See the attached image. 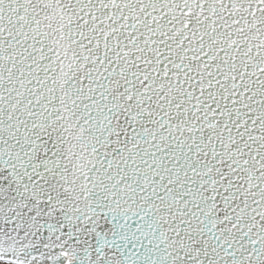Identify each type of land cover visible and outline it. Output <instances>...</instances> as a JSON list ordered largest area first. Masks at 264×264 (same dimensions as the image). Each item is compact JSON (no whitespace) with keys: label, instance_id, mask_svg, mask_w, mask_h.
Here are the masks:
<instances>
[{"label":"snow or ice","instance_id":"snow-or-ice-1","mask_svg":"<svg viewBox=\"0 0 264 264\" xmlns=\"http://www.w3.org/2000/svg\"><path fill=\"white\" fill-rule=\"evenodd\" d=\"M0 264H264V0H0Z\"/></svg>","mask_w":264,"mask_h":264}]
</instances>
